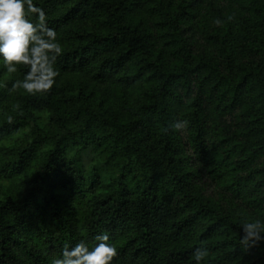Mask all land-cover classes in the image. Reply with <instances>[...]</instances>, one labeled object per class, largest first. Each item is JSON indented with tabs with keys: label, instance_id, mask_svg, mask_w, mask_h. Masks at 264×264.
I'll use <instances>...</instances> for the list:
<instances>
[{
	"label": "trees",
	"instance_id": "16d2710c",
	"mask_svg": "<svg viewBox=\"0 0 264 264\" xmlns=\"http://www.w3.org/2000/svg\"><path fill=\"white\" fill-rule=\"evenodd\" d=\"M34 3L63 51L44 94L0 62V264L101 234L111 264H195L197 247L264 264V240L240 242L264 221V0Z\"/></svg>",
	"mask_w": 264,
	"mask_h": 264
},
{
	"label": "clouds",
	"instance_id": "9594fccd",
	"mask_svg": "<svg viewBox=\"0 0 264 264\" xmlns=\"http://www.w3.org/2000/svg\"><path fill=\"white\" fill-rule=\"evenodd\" d=\"M221 23L219 19L215 21ZM62 47L57 42L56 32L48 27L44 10L34 0H0V62L8 72L17 71L18 65L28 70L17 86L27 93L44 94L56 83L55 68ZM9 122L12 117H8ZM188 121L178 120L171 128L184 131ZM241 244L246 247L264 240V221L255 219L242 225ZM98 243L91 249L84 242L74 247H65L61 258L52 264H111L118 249L109 243L107 234L97 237ZM207 248L197 247L193 252L195 264H202Z\"/></svg>",
	"mask_w": 264,
	"mask_h": 264
},
{
	"label": "rangeland",
	"instance_id": "374dc122",
	"mask_svg": "<svg viewBox=\"0 0 264 264\" xmlns=\"http://www.w3.org/2000/svg\"><path fill=\"white\" fill-rule=\"evenodd\" d=\"M180 1V0H177ZM192 31V30H191ZM84 163L87 168H89L93 163L97 162L98 156L94 153L93 150H88L83 154ZM221 189L215 184H207L205 193L207 196H212L215 199H219ZM226 204V202H223Z\"/></svg>",
	"mask_w": 264,
	"mask_h": 264
}]
</instances>
